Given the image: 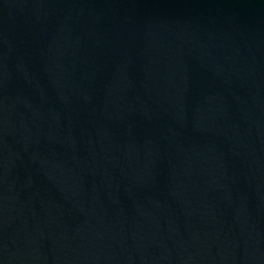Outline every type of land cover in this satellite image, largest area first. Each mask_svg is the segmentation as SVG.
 <instances>
[{
  "label": "water",
  "instance_id": "95a60500",
  "mask_svg": "<svg viewBox=\"0 0 264 264\" xmlns=\"http://www.w3.org/2000/svg\"><path fill=\"white\" fill-rule=\"evenodd\" d=\"M0 264H264V0H0Z\"/></svg>",
  "mask_w": 264,
  "mask_h": 264
}]
</instances>
